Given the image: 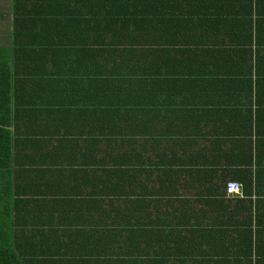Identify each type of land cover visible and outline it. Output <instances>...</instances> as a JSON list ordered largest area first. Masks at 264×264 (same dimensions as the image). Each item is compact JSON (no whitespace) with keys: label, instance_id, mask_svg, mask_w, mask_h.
Segmentation results:
<instances>
[{"label":"trees","instance_id":"trees-1","mask_svg":"<svg viewBox=\"0 0 264 264\" xmlns=\"http://www.w3.org/2000/svg\"><path fill=\"white\" fill-rule=\"evenodd\" d=\"M10 1L0 264H264V0Z\"/></svg>","mask_w":264,"mask_h":264},{"label":"rangeland","instance_id":"rangeland-1","mask_svg":"<svg viewBox=\"0 0 264 264\" xmlns=\"http://www.w3.org/2000/svg\"><path fill=\"white\" fill-rule=\"evenodd\" d=\"M10 5H11L10 0H0V13L5 14L4 17H0V43L1 44H7L9 41L8 32L11 27ZM253 213H255V208H253Z\"/></svg>","mask_w":264,"mask_h":264},{"label":"built area","instance_id":"built-area-1","mask_svg":"<svg viewBox=\"0 0 264 264\" xmlns=\"http://www.w3.org/2000/svg\"><path fill=\"white\" fill-rule=\"evenodd\" d=\"M227 193L236 197H244L242 183L237 180L229 181L227 186Z\"/></svg>","mask_w":264,"mask_h":264},{"label":"crops","instance_id":"crops-1","mask_svg":"<svg viewBox=\"0 0 264 264\" xmlns=\"http://www.w3.org/2000/svg\"><path fill=\"white\" fill-rule=\"evenodd\" d=\"M255 192V191H254ZM252 196V198H254V196L257 198V194H254V195H251ZM256 198H254V199H252L253 201H255L256 200ZM252 201V203H253V208H255V202H253ZM237 206H236V208H235V212H236V215H237V220H242V218L240 217V213L242 214V204H236ZM256 206H257V210H258V205L256 204ZM230 209H232V210H234V208H233V206H230L229 207ZM262 208H264V206H262L261 205V214L262 215H264V211L262 210ZM262 215H261V218H263L264 219V217H262Z\"/></svg>","mask_w":264,"mask_h":264},{"label":"clouds","instance_id":"clouds-1","mask_svg":"<svg viewBox=\"0 0 264 264\" xmlns=\"http://www.w3.org/2000/svg\"><path fill=\"white\" fill-rule=\"evenodd\" d=\"M244 190V189H243ZM245 194V193H244Z\"/></svg>","mask_w":264,"mask_h":264}]
</instances>
